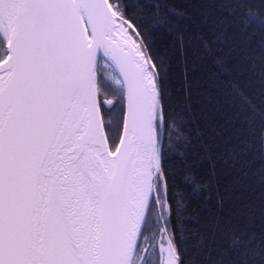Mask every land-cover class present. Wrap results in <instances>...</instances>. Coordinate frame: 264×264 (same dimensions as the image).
I'll list each match as a JSON object with an SVG mask.
<instances>
[{
  "label": "snow or ice",
  "instance_id": "6c2138e0",
  "mask_svg": "<svg viewBox=\"0 0 264 264\" xmlns=\"http://www.w3.org/2000/svg\"><path fill=\"white\" fill-rule=\"evenodd\" d=\"M0 264H264V0H0Z\"/></svg>",
  "mask_w": 264,
  "mask_h": 264
}]
</instances>
